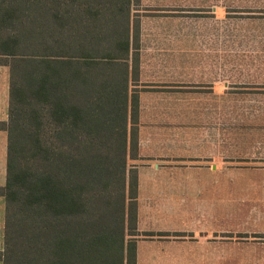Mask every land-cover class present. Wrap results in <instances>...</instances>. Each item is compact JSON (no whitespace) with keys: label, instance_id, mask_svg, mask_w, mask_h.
I'll use <instances>...</instances> for the list:
<instances>
[{"label":"trees","instance_id":"1","mask_svg":"<svg viewBox=\"0 0 264 264\" xmlns=\"http://www.w3.org/2000/svg\"><path fill=\"white\" fill-rule=\"evenodd\" d=\"M133 24L130 0H0L2 264H136Z\"/></svg>","mask_w":264,"mask_h":264},{"label":"crops","instance_id":"2","mask_svg":"<svg viewBox=\"0 0 264 264\" xmlns=\"http://www.w3.org/2000/svg\"><path fill=\"white\" fill-rule=\"evenodd\" d=\"M163 6L167 5L151 10L149 15L145 10L140 17L135 16L140 19L139 53L136 72L128 79L129 98L132 94L138 98V158L131 159L138 179L137 230L140 236L136 241V264H217V259L222 258L225 264V259L231 257L232 232L246 241L249 237L258 238L257 228L261 225L258 223L262 221L257 219L264 214V182L253 183L256 193L249 205L240 201L233 206L228 185L232 161L229 123L224 122L222 129L210 127L206 134L204 129L185 134L183 60L177 55L167 58L160 52L177 51L182 47V2L179 10L177 0L171 9ZM128 64L131 71L132 63ZM134 88L138 90L135 92ZM8 107L9 67L0 64V122H7ZM218 107L223 109L216 112L230 113L231 107ZM255 110L257 114L262 112V106H255ZM253 133L251 153L254 154L241 159L260 166L257 161L263 147V128L256 125ZM7 140L6 129L0 128V188L6 182ZM240 146L244 150V146ZM261 172L240 171L254 178ZM187 179L193 181L192 190L188 192L193 199L190 225L184 222L183 212L189 206L185 201L186 190L190 188L185 187ZM247 184L248 181L241 180V191ZM259 198L260 201L255 202ZM249 210L255 211L252 212L255 219H247L253 216ZM5 213L6 201L0 193V253L4 249ZM233 217L237 218L235 223Z\"/></svg>","mask_w":264,"mask_h":264},{"label":"rangeland","instance_id":"3","mask_svg":"<svg viewBox=\"0 0 264 264\" xmlns=\"http://www.w3.org/2000/svg\"><path fill=\"white\" fill-rule=\"evenodd\" d=\"M130 1L131 25L134 23L131 30V54L132 51L139 53L132 48L135 44L139 49L138 31L135 28L140 19L135 16L140 17L145 10L149 15L151 10L161 9L162 5H167L163 8L171 9L175 0ZM180 2L183 15L182 47H178L177 51L169 49L160 52L167 58L177 55L178 59L183 60L184 132L192 135L198 129H204L206 134L210 127L222 129L224 122L229 123L232 143V161L229 166L231 177L228 184L230 199L233 206L240 201L249 205L254 201L256 193L253 183L264 182V0H177L178 10ZM135 31L137 38L132 35ZM130 62H133L132 57L128 59V63ZM132 90L136 92L138 89ZM220 105L231 107L230 113L216 112L223 109L218 107ZM214 106L217 108L210 110L209 107ZM255 106H262V112L257 114ZM256 125L263 128V147L258 154L260 160L257 161L260 166L241 159L242 156L254 154L251 153V140L255 139L253 132ZM241 144L244 150H241ZM131 166L130 159L127 167ZM242 170L263 172L254 178L242 175ZM242 179L248 181V184L241 191ZM192 183L190 179L185 184V187H190L185 194V201L189 202V206L183 211L187 225L191 223L190 203L193 199L192 193L188 192L192 190ZM260 198L255 202L260 201ZM235 211L233 208V212ZM252 212L255 211L249 210V213ZM262 212L264 213V209ZM249 218L255 219L254 214L249 215L247 219ZM233 220L235 223L237 218L233 217ZM258 220L262 221L258 223L261 224L257 228L258 238L249 237L246 241L234 232L230 234L231 257L225 259V264H264V257H261L264 254V214ZM139 236L135 238L138 239ZM223 260L217 259V264H223Z\"/></svg>","mask_w":264,"mask_h":264}]
</instances>
